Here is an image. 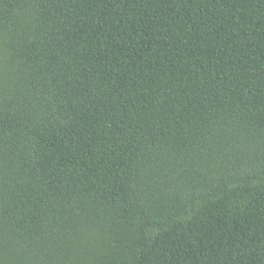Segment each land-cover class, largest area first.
Returning <instances> with one entry per match:
<instances>
[{
	"label": "trees",
	"instance_id": "16d2710c",
	"mask_svg": "<svg viewBox=\"0 0 264 264\" xmlns=\"http://www.w3.org/2000/svg\"><path fill=\"white\" fill-rule=\"evenodd\" d=\"M0 264H264V0H0Z\"/></svg>",
	"mask_w": 264,
	"mask_h": 264
}]
</instances>
